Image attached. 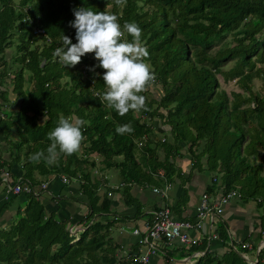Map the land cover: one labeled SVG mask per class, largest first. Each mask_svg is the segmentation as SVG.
I'll list each match as a JSON object with an SVG mask.
<instances>
[{
	"label": "trees",
	"instance_id": "obj_1",
	"mask_svg": "<svg viewBox=\"0 0 264 264\" xmlns=\"http://www.w3.org/2000/svg\"><path fill=\"white\" fill-rule=\"evenodd\" d=\"M81 6L115 14L121 25L138 24L155 77L151 84L159 87L160 98H147L150 84L141 93L146 108L120 116L96 97L105 85L103 69L90 71L98 63L94 54H86L75 67L59 63L53 53L63 34L76 42L69 23L73 9ZM219 79L222 84L234 81L244 95L223 91ZM253 79L261 83L260 94L251 89ZM61 116L85 122L79 154H62L54 165L31 162V154L50 144L47 134ZM155 121L168 128L160 139L153 133ZM125 124L134 131L117 134L116 127ZM1 142L0 173L34 189L42 182L47 189L52 177L64 178L62 184L76 180L80 191L72 201L87 216L73 233L67 219L45 215L44 191L11 196L27 200L0 227V264H137L133 255L143 245L135 242L126 253L110 237L111 226L124 218L110 214L108 197L116 190L128 199L130 186H161L173 175L181 180L174 162L183 156L182 148L192 168L205 169L218 180L217 188L224 193L233 189L243 201L261 207L264 229V0H124L120 5L114 0H0ZM91 170L117 171L121 186L109 188L102 176L92 180ZM98 188L104 189L101 200ZM214 190L210 186L206 192ZM11 200L0 205V214ZM103 216H108L106 223ZM197 249L182 251L178 259ZM193 264L247 263L238 250L229 249L222 255L206 250ZM255 264H264V250Z\"/></svg>",
	"mask_w": 264,
	"mask_h": 264
},
{
	"label": "crops",
	"instance_id": "obj_2",
	"mask_svg": "<svg viewBox=\"0 0 264 264\" xmlns=\"http://www.w3.org/2000/svg\"><path fill=\"white\" fill-rule=\"evenodd\" d=\"M152 127L153 133L158 137L162 135L163 131H166L164 130L165 128L161 130V128L166 126L159 125L155 127L153 124ZM187 157L188 155H183L181 158L175 159L174 162L175 168L180 171L181 180L176 175H173L171 182L164 185L161 184V186L154 184H149L147 186L132 185L127 192L129 195L128 199L132 201L126 199L120 191H111V196L108 197L110 200L108 211L110 214H115L124 219L112 225L109 229V234L122 252L128 253L131 246H133L137 240L136 236L131 234V231L137 229L142 233L144 231V226L146 224L150 225L153 219V213L160 208H168L175 219L194 221L196 207L203 194L208 195L209 202H217L220 196L224 194L221 187L217 188L219 183L218 180L215 181L214 176L207 171L206 174L204 171L205 169L192 168ZM203 165L204 163L202 164V168L204 167ZM13 171L19 173L16 169H13ZM94 171L95 170H91L90 173L94 175ZM161 174L162 172L158 171L159 177ZM101 176L111 189L121 182V178L115 170H106L101 173ZM50 179L51 180L47 181V191L41 193L43 195H41L40 199L44 205L45 215L53 213L58 220L67 219L70 225L69 229L74 233L86 223L85 208L72 201V198H77L79 195V182L72 180L69 181V183L62 184L61 180L59 182L57 178L52 177ZM62 185L65 187L61 189ZM210 186H213L215 190L209 194L206 190ZM154 189H157L158 192H154ZM105 190L109 189L105 188ZM103 193L104 189H97V195L100 200L104 195ZM54 195L62 197L59 199H51V196ZM10 198L12 197L3 199L0 192V205L11 200ZM26 200V197L19 196L15 199L12 198V200L5 205L7 208L0 214V227L5 226L17 210L20 212L23 210ZM262 214L263 209L261 207L259 208L253 201L249 200L245 202L240 198L232 199L226 205L222 206V212L212 217L211 221L206 217L199 231L188 232L192 239H198L197 243L192 246V248H198L194 251L200 253L197 257H193V254H190L182 259H178L182 251H188L191 247L186 248L181 246L177 240H171L165 243H157V252L150 256L149 262L150 264H168L171 262L193 264L197 258L204 255L206 250L214 252L217 255H222L231 249L236 252L238 250V254L247 264H255L257 262L258 253L264 250V229L261 228L260 224ZM136 215L139 216L136 218ZM94 218H96V216ZM107 218L108 216H103L100 219L102 221L104 220L106 223ZM108 220H110V218ZM88 221L93 222L94 219H89ZM221 224L223 227L221 231H223L224 234L223 239L222 236L218 237V233L221 231L217 232ZM212 233L216 235L217 239L209 242L207 237L212 235ZM243 244H249L250 250L244 249L242 247ZM200 247L203 249H200ZM143 248L142 254L147 249L146 247ZM141 249L142 247L138 250L140 254ZM248 253H254L253 257L249 258L247 255ZM166 255L172 258L164 259Z\"/></svg>",
	"mask_w": 264,
	"mask_h": 264
},
{
	"label": "clouds",
	"instance_id": "obj_3",
	"mask_svg": "<svg viewBox=\"0 0 264 264\" xmlns=\"http://www.w3.org/2000/svg\"><path fill=\"white\" fill-rule=\"evenodd\" d=\"M114 3L120 5L124 0H114ZM73 15L75 18L69 26L75 29L76 42L63 34L61 46L55 49L53 56L67 68L75 67L86 54H94L98 63L90 71L104 70L105 90L96 93L99 102L120 116L145 109L146 97L141 93L155 77L146 62L149 53L141 41L142 30L138 24L125 21L121 25L117 15L84 6L73 9ZM84 123L81 119L61 116L57 126L47 134L50 144L46 150L31 154L29 160L54 165L62 154L68 156L78 152L84 139L81 130ZM115 131L124 134L134 129L131 124H125L117 126Z\"/></svg>",
	"mask_w": 264,
	"mask_h": 264
},
{
	"label": "built area",
	"instance_id": "obj_4",
	"mask_svg": "<svg viewBox=\"0 0 264 264\" xmlns=\"http://www.w3.org/2000/svg\"><path fill=\"white\" fill-rule=\"evenodd\" d=\"M66 182L62 178V182ZM121 184L118 185L120 187ZM45 191L46 183L42 182L36 189L33 188L28 182L21 183L19 179L12 180L8 173L1 171L0 173V192L3 199H7L11 196L19 194H31L36 195L37 191ZM158 192L157 189L153 190ZM110 196V193H107ZM240 198V194L231 189L226 191L217 202H209L207 195H202L200 202L196 207L195 220H181L175 219L171 215L170 211L166 207L160 208L153 213V219L150 225L144 226V231L140 233L137 229L131 231V234L136 236V242L145 246L147 249L143 254L133 255V260L137 264H148L150 256L157 252V243H165L171 240H177L181 246L190 248L195 245L198 239H192L188 232L199 231L202 228L203 220L208 217V220H212V217L219 215L222 212V206L226 205L232 199ZM209 234V233H208ZM216 239V235L212 234L207 237L209 242ZM246 250H250L249 244H243L242 246ZM200 253H193V257H197Z\"/></svg>",
	"mask_w": 264,
	"mask_h": 264
},
{
	"label": "rangeland",
	"instance_id": "obj_5",
	"mask_svg": "<svg viewBox=\"0 0 264 264\" xmlns=\"http://www.w3.org/2000/svg\"><path fill=\"white\" fill-rule=\"evenodd\" d=\"M227 39L229 40V39H231V37H229V36H227ZM9 53V52H8ZM228 66L229 65H226L224 68H223V70H225V69H227L228 68ZM222 70V69H221ZM234 81H231V82H229L228 84H222L221 83V80L219 79V85H220V88L223 90V91H225V92H231V91H233V92H237V93H240V94H242V95H244V93L241 91V90H239L235 85H234V83H233ZM260 85H261V83H260V81H259V79H253L252 81H251V89H252V91L254 92V93H258V94H260ZM160 96H161V93H160V89H159V87L158 86H155V85H150L149 86V92H148V95H147V98L148 99H150V98H154V99H158V98H160ZM72 119L73 120H75V118H73L72 117ZM154 124H155V127H158L159 125H162V124H158V122L157 121H155L154 122ZM165 128V129H164ZM162 129H164V130H166L165 132L166 133H168V129H167V127H163ZM12 137V136H11ZM157 138H161L162 137V135H160L159 137L158 136H156ZM0 145H2L3 147H4V144H3V142H1L0 143ZM2 147V148H3ZM79 154V151L78 152H76L75 153V155H78ZM181 154H183V155H187V154H185V149L184 148H182L181 149ZM2 157L4 158V159H6V157H7V154L4 152L3 154H2ZM188 158V157H187ZM188 160H189V158H188ZM202 161H204V158H202L201 159V162ZM98 167H99V165H97L96 166V169H98ZM101 167H99V169H100ZM106 171V170H105ZM205 171V170H204ZM102 172H104V171H101V173ZM206 172V171H205ZM94 175H92V179H99L100 177H101V173H99L98 171H94ZM206 174H207V172H206ZM260 175H262V176H264V163L262 164V168H261V171H260ZM212 234H214V233H212ZM217 239V238H216ZM113 240V239H112ZM114 241V240H113ZM115 242V241H114ZM143 247H145V246H142V249H141V254H142V251H143ZM144 253V252H143ZM193 254V253H192ZM248 256H249V258H252L253 257V255H254V253H248L247 254ZM175 261H177V260H175ZM168 264H182V262H179V263H174V262H171V263H168Z\"/></svg>",
	"mask_w": 264,
	"mask_h": 264
}]
</instances>
